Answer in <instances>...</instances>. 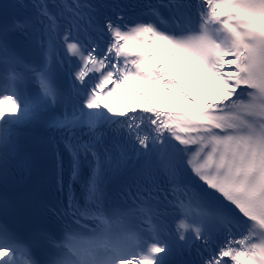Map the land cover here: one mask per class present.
Listing matches in <instances>:
<instances>
[{"label": "snow or ice", "instance_id": "obj_1", "mask_svg": "<svg viewBox=\"0 0 264 264\" xmlns=\"http://www.w3.org/2000/svg\"><path fill=\"white\" fill-rule=\"evenodd\" d=\"M0 264H264V0L0 6Z\"/></svg>", "mask_w": 264, "mask_h": 264}]
</instances>
